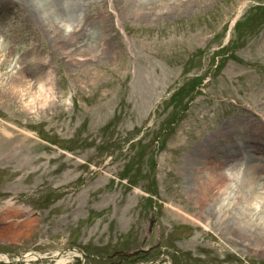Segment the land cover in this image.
Wrapping results in <instances>:
<instances>
[{
  "label": "rangeland",
  "instance_id": "374dc122",
  "mask_svg": "<svg viewBox=\"0 0 264 264\" xmlns=\"http://www.w3.org/2000/svg\"><path fill=\"white\" fill-rule=\"evenodd\" d=\"M77 1L78 29L77 17L54 29L24 4L0 5V79L25 76L32 91L0 86V254L264 264V223L244 234L195 194L197 142L239 104L264 111V0H185L153 19L126 0ZM100 19L112 52L66 58ZM42 79L54 87L44 107Z\"/></svg>",
  "mask_w": 264,
  "mask_h": 264
},
{
  "label": "bare ground",
  "instance_id": "6f19581e",
  "mask_svg": "<svg viewBox=\"0 0 264 264\" xmlns=\"http://www.w3.org/2000/svg\"><path fill=\"white\" fill-rule=\"evenodd\" d=\"M15 1L24 4L34 20L39 23L44 21L52 25L54 29L58 22L67 21L65 24H68L70 21L68 19L74 17H77L74 19V27L78 29L86 20V17L81 18L79 14L84 5L78 4L77 0ZM186 1L126 0L124 10L129 14L137 13L144 18L153 19L157 16L156 11L162 6H166L171 12L178 11L179 7L186 6ZM6 2L9 0H0V5ZM163 11L161 9L160 12ZM100 21L96 25L101 32L95 28L97 26H93L91 31L93 35L89 44L78 47L75 43L76 47L65 53L66 58L74 59L78 57L76 53L80 51L82 55L93 53L98 56L112 52L107 46L110 36L105 33L108 30V22L106 19H100ZM17 33L21 36V33ZM16 35H12V39H15ZM68 44L67 41L65 45ZM93 58L96 59V57ZM4 66V63L0 64V69ZM25 79L26 77L22 76L19 82L6 81L7 83L0 79V86L3 88L8 84L11 94L23 99L32 93L31 88L23 84L22 81ZM51 82L50 79L41 80L40 87L46 94V97L41 100L42 107L48 105L52 98L49 96L50 92L52 94L54 91ZM45 87L49 89L46 90ZM30 107L34 109L33 103ZM259 112L239 104L233 109V121L221 122L219 126L213 127L211 131H216L204 136L195 146V194L204 202L203 205H206L207 209L218 211L220 216L224 215L229 222L226 225L231 227V219L236 216V219L240 221L237 222L238 228L243 230L241 232L244 234H250L249 231L256 228L257 223L258 227L262 224L261 222L264 223V111L262 110L263 116L262 112L261 114ZM228 211H231L229 215L226 213ZM260 228L264 234V227ZM70 258L69 255L61 256L57 264H66Z\"/></svg>",
  "mask_w": 264,
  "mask_h": 264
}]
</instances>
